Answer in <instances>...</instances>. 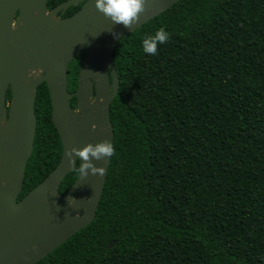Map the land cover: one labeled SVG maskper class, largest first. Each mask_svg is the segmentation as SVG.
I'll return each instance as SVG.
<instances>
[{
	"label": "trees",
	"instance_id": "trees-1",
	"mask_svg": "<svg viewBox=\"0 0 264 264\" xmlns=\"http://www.w3.org/2000/svg\"><path fill=\"white\" fill-rule=\"evenodd\" d=\"M66 1L47 0V10ZM161 27L168 42L144 53ZM112 56L116 154L95 218L36 264H264V0H178L122 36ZM81 61L68 65V92ZM34 113L18 200L62 153L45 83ZM77 176L63 178L61 195Z\"/></svg>",
	"mask_w": 264,
	"mask_h": 264
},
{
	"label": "water",
	"instance_id": "water-1",
	"mask_svg": "<svg viewBox=\"0 0 264 264\" xmlns=\"http://www.w3.org/2000/svg\"><path fill=\"white\" fill-rule=\"evenodd\" d=\"M177 1L146 0L145 13L127 29L97 11L95 0H67L52 10H47V0H0V264H36L94 220L110 158L90 157L103 175H78L61 195L60 183L71 172L68 153L113 143L109 107L118 92L112 56L116 44ZM78 5L70 17L55 19ZM79 55L77 87L68 92V65ZM37 69L40 75L30 78L28 73ZM42 83L62 153L54 170L18 200L36 132L35 93ZM69 198L76 200L72 206Z\"/></svg>",
	"mask_w": 264,
	"mask_h": 264
},
{
	"label": "clouds",
	"instance_id": "clouds-1",
	"mask_svg": "<svg viewBox=\"0 0 264 264\" xmlns=\"http://www.w3.org/2000/svg\"><path fill=\"white\" fill-rule=\"evenodd\" d=\"M146 0H95V9L101 12L106 18L110 19L113 24L123 25L127 29H131L133 25L139 22L142 14L146 11ZM170 34L161 27L154 35H147L143 39V52L148 55H157L158 46L168 42ZM42 70L37 69L28 73L31 78L33 73H40ZM77 156L76 161H80L79 166L72 159V154ZM116 154L114 144L108 141H102L95 146L88 144L82 150L77 151L73 148L68 153V164L70 171L78 174L80 177L92 175H103L104 170L93 166L90 157L101 160L103 157L111 158ZM82 161V163H81ZM0 187H3L0 184ZM74 198H69L68 204L72 206L75 203Z\"/></svg>",
	"mask_w": 264,
	"mask_h": 264
},
{
	"label": "rangeland",
	"instance_id": "rangeland-1",
	"mask_svg": "<svg viewBox=\"0 0 264 264\" xmlns=\"http://www.w3.org/2000/svg\"><path fill=\"white\" fill-rule=\"evenodd\" d=\"M56 20H58L59 19V15L57 14V16H56V18H55ZM37 75H40L39 73H37Z\"/></svg>",
	"mask_w": 264,
	"mask_h": 264
},
{
	"label": "built area",
	"instance_id": "built-area-1",
	"mask_svg": "<svg viewBox=\"0 0 264 264\" xmlns=\"http://www.w3.org/2000/svg\"><path fill=\"white\" fill-rule=\"evenodd\" d=\"M59 19H62V17L59 16Z\"/></svg>",
	"mask_w": 264,
	"mask_h": 264
}]
</instances>
